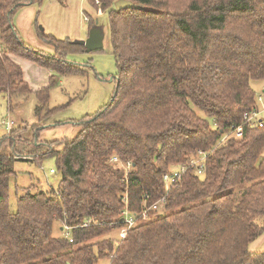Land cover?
Returning <instances> with one entry per match:
<instances>
[{"label":"trees","instance_id":"trees-1","mask_svg":"<svg viewBox=\"0 0 264 264\" xmlns=\"http://www.w3.org/2000/svg\"><path fill=\"white\" fill-rule=\"evenodd\" d=\"M87 1L109 17L116 92L73 122V139L23 144L26 126L0 139V264H264L250 251L264 234V114L245 120L264 95L253 87L264 80V0ZM42 2L0 0V94L35 95L39 120L57 110L47 106L61 79L83 72L68 57L86 53L42 32L48 52L22 39L15 14ZM12 57L51 71L48 85L33 91ZM47 158L57 190L12 189L15 161ZM161 201L163 214L140 217ZM126 209L138 218L121 239Z\"/></svg>","mask_w":264,"mask_h":264},{"label":"rangeland","instance_id":"rangeland-1","mask_svg":"<svg viewBox=\"0 0 264 264\" xmlns=\"http://www.w3.org/2000/svg\"><path fill=\"white\" fill-rule=\"evenodd\" d=\"M85 11L98 20L105 37L104 48L91 54L78 53L68 57L70 62L80 65L83 72L61 79L60 85L52 91L47 106L49 110H57L48 117L44 116L41 120L36 117L38 99L35 95L28 98L16 97L10 102L6 94H0V139L8 133L2 124L3 121H13L14 129L19 126L28 127L25 136L27 141L23 144L29 145L34 140L55 142L63 138L73 139L80 132V128L73 122L97 113L113 98L117 87L114 79L117 67L110 43L108 14L97 15L87 0H43L41 4L36 3L19 10L15 14L14 24L27 44L36 50L48 52L51 47L41 40V32L54 35L58 39L68 38L73 42L85 41L88 38L90 29ZM24 69L26 79L31 81L32 90L45 87L44 82L47 85L53 74L27 60L24 61ZM47 74L49 77L45 78ZM253 87L258 93L262 92L264 80L253 82ZM35 124H40L38 132L32 129ZM18 144L19 150L23 151L22 142L19 141ZM14 169L17 176L12 178V189L16 184L23 188L35 186L39 191L45 192L58 189L60 176L58 173H51V170L56 169L53 158L45 159L40 165L17 160L14 162ZM13 207L16 208L14 197ZM158 212L163 214V209L160 207ZM54 236H63L58 222L54 226ZM250 251L264 252V234L250 246ZM98 264L111 263L109 260H101Z\"/></svg>","mask_w":264,"mask_h":264},{"label":"built area","instance_id":"built-area-1","mask_svg":"<svg viewBox=\"0 0 264 264\" xmlns=\"http://www.w3.org/2000/svg\"><path fill=\"white\" fill-rule=\"evenodd\" d=\"M0 49H1V44H0ZM264 92V89H263ZM259 101V110L257 112L251 113V114H245V120L248 121L252 126H257L258 123L260 122L259 119L261 118V115L264 114V95H260L258 98ZM2 124L5 126L7 132H11L13 127H14V122L13 121H3ZM261 126V124H260ZM234 136L236 138H242L243 137V128L238 127L235 131ZM51 173H54V170H51ZM174 176H165L164 180L167 182V184L171 183L174 181ZM162 201L159 203L154 204L147 210L143 212V214L140 216L143 220H147L149 218V214L152 212H157L159 210V207L161 206ZM138 216L131 213L128 209H126L124 212H122L121 219H122V224L124 227H122L120 231L119 237L121 239H125L127 233L131 230L136 225ZM89 222L84 224V227H88Z\"/></svg>","mask_w":264,"mask_h":264},{"label":"water","instance_id":"water-1","mask_svg":"<svg viewBox=\"0 0 264 264\" xmlns=\"http://www.w3.org/2000/svg\"><path fill=\"white\" fill-rule=\"evenodd\" d=\"M128 7H137L131 2L125 0H119L116 3V8L118 10ZM104 35L103 32L99 28H93L90 30L89 36L85 41H78L79 44L85 47V51L87 54H91L97 51H100L104 48Z\"/></svg>","mask_w":264,"mask_h":264},{"label":"crops","instance_id":"crops-1","mask_svg":"<svg viewBox=\"0 0 264 264\" xmlns=\"http://www.w3.org/2000/svg\"><path fill=\"white\" fill-rule=\"evenodd\" d=\"M13 58V60L17 63V64H19L21 67H22V69H23V72H24V77H25V69H24V59H21V58H18V57H12ZM46 76L47 77H49V74H47V75H45V78H46ZM25 79H26V77H25ZM50 79V78H49ZM47 80V79H46ZM26 81H28L29 83H30V87H31V81L30 80H28V79H26ZM45 83L46 82H44V86L46 87L47 85H48V83H49V81H48V83H47V85H45ZM42 88H44V87H42ZM39 89H41V88H39ZM39 89H35V90H33V91H36V90H39Z\"/></svg>","mask_w":264,"mask_h":264}]
</instances>
